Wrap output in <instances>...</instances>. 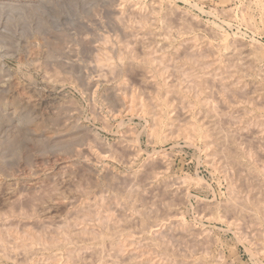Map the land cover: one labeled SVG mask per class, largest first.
<instances>
[{
	"label": "rangeland",
	"instance_id": "374dc122",
	"mask_svg": "<svg viewBox=\"0 0 264 264\" xmlns=\"http://www.w3.org/2000/svg\"><path fill=\"white\" fill-rule=\"evenodd\" d=\"M263 207L264 0H0V264H264Z\"/></svg>",
	"mask_w": 264,
	"mask_h": 264
},
{
	"label": "bare ground",
	"instance_id": "6f19581e",
	"mask_svg": "<svg viewBox=\"0 0 264 264\" xmlns=\"http://www.w3.org/2000/svg\"><path fill=\"white\" fill-rule=\"evenodd\" d=\"M184 1V0H183ZM188 1V0H187ZM168 2V1H167ZM193 3H196V2H193ZM165 4V3H164ZM169 4V3H168ZM129 7V6H128ZM146 7V6H145ZM152 7V6H151ZM166 7H168V6H166ZM200 7V6H199ZM245 8V7H244ZM87 9V8H86ZM127 10V9H126ZM153 10V9H152ZM172 10V9H171ZM201 10V9H200ZM121 11V10H120ZM117 12V11H116ZM126 12V11H125ZM132 12V11H131ZM138 12V11H137ZM180 12V11H179ZM204 12H205V10H204ZM113 13V12H112ZM130 13V12H129ZM133 13V12H132ZM174 13V12H173ZM183 13V12H182ZM117 14V13H116ZM137 14V13H136ZM147 14V13H146ZM75 15V14H74ZM78 15V14H77ZM119 15V14H118ZM158 15V14H157ZM185 15V14H184ZM190 15V14H189ZM188 15V16H189ZM121 16V15H120ZM167 16H168V14H167ZM194 16V15H193ZM176 17V16H175ZM121 18H122V16H121ZM127 18V17H126ZM134 19V18H133ZM137 19V18H136ZM172 19V18H171ZM176 19V18H175ZM97 20V19H96ZM123 20V19H122ZM165 20V19H164ZM173 20V19H172ZM114 21V20H113ZM128 21H129V19H128ZM190 21V20H189ZM78 22V21H77ZM120 22H121V20H120ZM133 23V22H132ZM138 23V22H137ZM186 23V22H185ZM152 24H153V22H152ZM188 24V23H187ZM249 24H251V23H249ZM118 25V24H117ZM129 25V24H128ZM127 25V26H128ZM136 25V24H135ZM181 25V24H180ZM198 25V24H197ZM203 25V24H202ZM120 26V25H119ZM141 26V25H140ZM168 26V25H167ZM250 26V25H249ZM251 27H252V25H251ZM147 28V27H146ZM182 28V27H181ZM188 28V27H187ZM91 29V28H90ZM171 29V28H170ZM92 30V29H91ZM131 30V29H130ZM132 31V30H131ZM162 31V30H161ZM85 32V31H84ZM146 32V31H145ZM156 34V33H155ZM159 34V33H158ZM135 35V34H134ZM161 36V35H160ZM131 37V36H130ZM129 38V37H128ZM137 38V37H136ZM127 39V38H126ZM134 39V38H133ZM191 39V38H190ZM240 39V38H239ZM193 40V39H192ZM257 40V39H256ZM141 41V40H140ZM151 41V40H150ZM239 41V40H238ZM241 41V40H240ZM122 42V41H121ZM130 42V41H129ZM259 42V41H258ZM133 43V42H132ZM138 43V42H137ZM140 43V42H139ZM146 43V42H145ZM150 43V42H149ZM246 43V42H245ZM244 43V44H245ZM62 44V43H61ZM165 44V43H164ZM190 44V43H189ZM208 44V43H207ZM128 45V44H127ZM132 45V44H131ZM146 45V44H145ZM167 45V44H166ZM181 45V44H180ZM130 46V45H129ZM188 46V45H187ZM108 47V46H107ZM113 47V46H112ZM135 47V46H134ZM126 48H128V46L126 47ZM187 48V47H186ZM220 48V47H219ZM55 49H56V47H55ZM58 49V48H57ZM87 49V48H86ZM189 49V48H188ZM217 49V48H216ZM102 50V49H101ZM120 50V49H119ZM204 50V49H203ZM193 51V50H192ZM192 51H190V52H192ZM187 52V51H186ZM188 52H189V50H188ZM128 53L130 54V52H129V50H128ZM147 53H149V52H147ZM152 53V52H151ZM175 53H177V52H175ZM183 53H185V52H183ZM194 53V52H193ZM34 54V53H33ZM190 54V53H189ZM192 54V53H191ZM38 55V54H37ZM179 55V54H178ZM200 55V54H199ZM208 55V54H207ZM186 57V56H185ZM117 59V58H116ZM128 59V58H127ZM147 59V58H146ZM122 60V59H121ZM130 60V59H129ZM93 61V60H92ZM102 61V60H101ZM100 61V62H101ZM150 61V60H149ZM194 61V60H193ZM205 61V60H204ZM207 61V60H206ZM140 62V61H139ZM190 62V61H189ZM195 62V61H194ZM107 63V62H106ZM126 63V62H125ZM128 63V62H127ZM207 63V62H206ZM247 63V62H246ZM252 63V62H251ZM110 64V63H109ZM202 64V63H201ZM205 64V63H204ZM216 64V63H215ZM170 65H172V64H170ZM183 65V64H182ZM110 66H111V64H110ZM129 66V65H128ZM166 66H168V65H166ZM232 66V65H231ZM213 67V66H212ZM95 68V67H94ZM111 68V67H110ZM129 68V67H128ZM134 68V67H133ZM175 68V67H174ZM180 68V67H179ZM210 68V67H209ZM254 68V67H253ZM112 69V68H111ZM180 69H182V68H180ZM225 69V68H224ZM107 70V69H106ZM114 70V69H113ZM117 70V69H116ZM52 71V70H51ZM103 71V70H102ZM119 71H121V70H119ZM114 72H115V70H114ZM185 73H186V70L184 71ZM226 72V71H225ZM108 73V72H107ZM161 73V72H160ZM184 73V74H185ZM215 73V72H214ZM213 73V74H214ZM132 74V73H131ZM54 75V74H53ZM98 75V74H97ZM173 75V74H172ZM224 76V75H223ZM135 77V76H134ZM58 78V77H57ZM138 78V77H137ZM174 78V77H173ZM54 79V78H53ZM173 80V79H172ZM211 81V80H210ZM59 82V81H58ZM56 83V82H55ZM187 83V82H186ZM142 84H143V82H142ZM201 84H202V82H201ZM219 84V83H218ZM212 85V84H211ZM33 86V85H32ZM127 86V85H126ZM144 86V85H143ZM219 86V85H218ZM245 86V85H244ZM253 86V85H252ZM59 87V86H58ZM125 87V86H124ZM130 87V86H129ZM142 87V86H141ZM194 87V86H193ZM144 88H145V86H144ZM150 88V87H149ZM33 89V88H32ZM55 89V88H54ZM59 89V88H58ZM61 89V88H60ZM44 90V89H43ZM252 90V89H251ZM24 91V90H23ZM52 91V90H51ZM55 91V90H54ZM129 91V90H128ZM216 91V90H215ZM214 91V92H215ZM220 91V90H219ZM228 91V90H227ZM234 92V91H233ZM235 93V92H234ZM145 94V93H144ZM196 94V93H195ZM64 95V94H63ZM194 95V94H193ZM212 95V94H211ZM214 95V94H213ZM28 96V95H27ZM195 96H197V95H195ZM209 97V96H208ZM213 97V96H212ZM32 98V97H31ZM214 98V97H213ZM229 99H230V97H229ZM39 100V99H38ZM54 100V99H53ZM71 100V99H70ZM181 100V99H180ZM254 100H256V99H254ZM42 102H44V101H42ZM217 102H219V101H217ZM260 102V101H259ZM128 103V102H127ZM221 103H222V101H221ZM204 105V104H203ZM32 106V105H31ZM218 106V105H217ZM153 108V107H152ZM228 108V107H227ZM127 109V108H126ZM178 109V108H177ZM224 109V108H223ZM33 110V109H32ZM199 111V110H198ZM217 113V112H216ZM242 113V112H241ZM241 113H239V114H241ZM207 114V113H206ZM243 114V113H242ZM47 115V114H46ZM138 115V114H137ZM143 115V114H142ZM183 115V114H182ZM210 115V114H209ZM215 116H216V114H214ZM218 115V114H217ZM212 117H213V115H212ZM227 117V116H226ZM169 118V117H168ZM179 118V117H178ZM221 117L219 116V118L218 119H220ZM157 119V118H156ZM225 119H227V118H225ZM232 119V118H231ZM173 120V119H172ZM120 121V120H119ZM161 121V120H160ZM159 121V122H160ZM223 121V120H222ZM166 122V121H165ZM185 122V121H184ZM220 122V121H219ZM216 123V122H215ZM232 123V122H231ZM255 123V122H254ZM161 124V123H160ZM212 124V123H211ZM250 124V123H249ZM213 125V124H212ZM215 125V124H214ZM182 126V125H181ZM220 126V129H221V126L222 125H219ZM162 127V126H161ZM169 128V127H168ZM213 128V127H212ZM195 132H199V131H201V128L200 127H194V128H192ZM223 129V128H222ZM218 130V129H217ZM233 130V129H232ZM237 130V129H236ZM252 130V129H251ZM139 132V131H138ZM150 132V131H149ZM224 132H225V130H224ZM245 132V131H244ZM253 133V132H252ZM226 134V133H225ZM224 134V135H225ZM248 134V133H247ZM246 134V135H247ZM238 135V134H237ZM137 136V135H136ZM169 136V135H168ZM233 136V135H232ZM243 136H244V134H243ZM250 136V135H249ZM224 137V136H223ZM225 137H226V135H225ZM246 137V136H245ZM248 137V136H247ZM256 137V136H255ZM127 138V137H126ZM172 138V137H171ZM132 139V138H131ZM251 139V138H250ZM127 140V139H126ZM138 140V139H137ZM238 140V139H237ZM212 141V140H211ZM121 142V141H120ZM137 142V141H136ZM239 142V141H238ZM194 144V143H193ZM218 145V144H217ZM225 145V144H224ZM192 146V145H191ZM222 146V145H221ZM220 146V147H221ZM248 146V145H247ZM231 147V146H230ZM229 147V148H230ZM199 148V147H198ZM223 148V147H222ZM219 148H217L216 150H218ZM132 152V151H131ZM216 152H219V151H216ZM222 152V151H221ZM223 153H225L226 154V152H223ZM110 155V154H109ZM229 157V156H228ZM221 158H222V156H221ZM219 159V158H218ZM161 160V159H160ZM230 161V160H229ZM224 162H225V160H224ZM237 162V161H236ZM236 162H233V163H236ZM238 163V162H237ZM161 165V164H160ZM237 165V164H236ZM238 165H240V164H238ZM228 166V165H227ZM229 167V166H228ZM235 167V166H234ZM239 167V166H238ZM244 167V166H243ZM263 167V166H262ZM240 169L242 168V167H239ZM239 168H238V170H239ZM150 170V169H149ZM246 170V169H245ZM259 170V169H258ZM223 171V170H222ZM229 171V170H228ZM145 172H146V170H145ZM243 172V171H242ZM240 174V173H239ZM149 176V175H148ZM143 177V176H142ZM242 178V177H241ZM256 178V177H255ZM137 179V178H136ZM154 179V178H153ZM242 179H245V178H242ZM250 179V178H249ZM128 180H129V178H128ZM232 181V180H231ZM157 182V181H156ZM242 182H244V180L242 181ZM147 183V182H146ZM229 183V182H228ZM233 184V183H232ZM259 184V183H258ZM165 185H167V184H165ZM259 186H261V185H259ZM126 187V186H125ZM131 187V186H130ZM134 187V186H133ZM85 189V188H84ZM157 189V188H156ZM155 190V189H154ZM49 191V190H48ZM161 191V190H160ZM50 192V191H49ZM48 192V193H49ZM136 192V191H135ZM41 193V192H40ZM132 193V192H131ZM231 193V192H230ZM235 193V192H234ZM254 193V192H253ZM84 194V193H83ZM141 194V193H140ZM181 194V193H180ZM233 194V193H232ZM29 195V194H28ZM49 195V194H48ZM47 195V196H48ZM169 195H171L170 193H169ZM235 195V194H234ZM30 196V195H29ZM32 196H33V194H32ZM148 196H149V194H148ZM162 196V195H161ZM102 197V196H101ZM164 197V196H163ZM139 198V197H138ZM177 198V197H176ZM241 198V197H240ZM17 199V198H16ZM40 199V198H39ZM93 199V198H92ZM129 199V198H128ZM162 199V198H161ZM168 199V198H167ZM180 199V198H179ZM238 199V198H237ZM46 200V199H45ZM74 200V199H73ZM87 200V199H86ZM115 200V199H114ZM174 200V199H173ZM258 200V199H257ZM12 201V200H11ZM16 201V200H15ZM18 201V200H17ZM34 201V200H33ZM85 201V200H84ZM246 201V200H245ZM27 202V201H26ZM32 202V201H31ZM111 202V201H110ZM237 202V201H236ZM17 203V202H16ZM35 203V202H34ZM86 203H88V201H86ZM86 203H85V205H86ZM175 203V202H174ZM18 204H22V203H18ZM40 204V203H39ZM153 204V203H152ZM231 204V203H230ZM234 204H235V202H234ZM261 204V203H260ZM28 205H30V203H28ZM90 205V204H89ZM93 205V204H92ZM110 205V204H109ZM201 205V204H200ZM231 205H233V204H231ZM236 205V204H235ZM36 206V205H35ZM79 206V205H78ZM87 206H88V204H87ZM237 206V205H236ZM11 207V206H10ZM92 207V206H91ZM113 207V206H112ZM129 207V206H128ZM231 207V206H230ZM26 208V207H25ZM25 208H24V210H25ZM87 208V207H86ZM89 208V207H88ZM149 208V207H148ZM163 208V207H162ZM161 208V209H162ZM223 208V207H222ZM237 208H240V207H237ZM264 208V207H263ZM85 208H83L82 210H79L80 212L81 211H83ZM105 209V208H104ZM232 209H233V207H232ZM257 209H259L260 210V206L258 207L257 206ZM9 210V209H8ZM71 210V209H70ZM86 210V209H85ZM89 210V209H88ZM92 210V209H91ZM98 210V209H97ZM172 210V209H171ZM236 210V209H235ZM240 210V209H239ZM241 210H242V208H241ZM10 211V210H9ZM31 211V210H30ZM78 211V213H80ZM90 211V210H89ZM103 211H106V209L105 210H103ZM111 211V210H110ZM116 211V210H115ZM133 211V210H132ZM136 211V210H135ZM156 211V210H155ZM238 211V210H237ZM87 212V211H86ZM85 212V213H86ZM94 212V211H93ZM138 212V211H137ZM18 213V212H17ZM31 214H32V212H30ZM77 213V212H76ZM103 213V212H102ZM108 213V212H107ZM146 213V212H145ZM18 214H20V213H18ZM87 214L88 213H86V216H87ZM96 214V213H95ZM151 214V213H150ZM243 214V213H242ZM21 215H23V214H21ZM81 215V214H80ZM97 215V214H96ZM96 215H94V216H96ZM107 215V214H106ZM126 215V214H125ZM130 215V214H129ZM258 215V214H257ZM77 216H78V214H77ZM85 216V217H86ZM89 216V215H88ZM91 216V215H90ZM98 216V215H97ZM109 216V215H108ZM153 216V215H152ZM68 217V216H67ZM82 217V216H81ZM80 217V218H81ZM156 217V216H155ZM229 217V216H228ZM17 218V217H16ZM77 218V217H76ZM79 218V219H80ZM90 218V217H89ZM92 218V217H91ZM102 218V217H101ZM104 218H106V217H104ZM132 218V217H131ZM152 218V217H151ZM179 218V217H178ZM83 219V217L81 218V220ZM95 219H96V217H95ZM98 219V218H97ZM145 219V218H144ZM23 220V219H22ZM28 220V219H27ZM86 220V219H85ZM87 220H88V218H87ZM141 220V219H140ZM143 220V219H142ZM155 220V219H154ZM20 221V220H19ZM25 221V220H24ZM33 221V220H32ZM102 221H103V219H102ZM117 221V220H116ZM124 221V220H123ZM91 222V221H90ZM126 222V221H125ZM144 222V221H143ZM254 222V221H253ZM33 223V222H32ZM65 223V222H64ZM77 223V222H76ZM6 224H7V222H6ZM28 224V223H27ZM27 224H26V226H27ZM72 224V223H71ZM70 224V225H71ZM78 224H80V223H78ZM109 224V223H108ZM2 225V224H1ZM18 225V224H17ZM38 224H36L35 226H37ZM40 225V224H39ZM43 225H45V224H42L41 226H43ZM54 225V224H53ZM76 224L74 223V226H75ZM134 225V224H133ZM4 226H5V224H4ZM8 226V225H7ZM11 226V225H10ZM13 226V225H12ZM68 226H69V224H68ZM116 226V225H115ZM33 227H34V225H33ZM46 227V226H45ZM73 227V224H72V226H71V228ZM128 227V226H127ZM155 227V226H154ZM10 228V227H9ZM12 228V227H11ZM90 228V227H89ZM88 228V230H90ZM117 228V227H116ZM129 228V227H128ZM138 228V227H137ZM186 228V227H185ZM7 230H8V228H6ZM75 229H76V227H75ZM83 230H84V228H82ZM96 229V228H95ZM112 229V228H111ZM187 229V228H186ZM185 229V230H186ZM193 229V228H192ZM2 230V229H1ZM19 230V229H18ZM18 230H17V232H18ZM31 230V229H30ZM38 230V229H37ZM184 230V231H185ZM244 230V229H243ZM23 231V230H22ZM56 231V230H55ZM68 231V230H67ZM82 231V230H81ZM114 230H112L111 232H113ZM123 231V230H122ZM138 231V230H137ZM197 231V230H196ZM103 232V231H102ZM144 232H145V230H144ZM11 233V232H10ZM9 232H8V234H10ZM38 232L36 231L35 233H33V234H37ZM67 233V232H66ZM79 233V232H78ZM77 233V234H78ZM92 233H94V232H92ZM91 233V234H92ZM114 233H115V231H114ZM168 233V232H167ZM14 234H18V233H14ZM32 234V233H31ZM30 234V235H31ZM43 234V233H42ZM51 234V233H50ZM61 234V233H60ZM68 234V233H67ZM99 234V233H98ZM102 234V233H101ZM153 234V233H152ZM156 234V233H155ZM154 234V235H155ZM3 235H4V232H3ZM5 235H7V234H5ZM39 235V234H38ZM52 235H53V233H52ZM62 235V234H61ZM82 235V234H81ZM86 235V234H85ZM126 235V234H125ZM128 235V234H127ZM178 235V234H177ZM10 236V235H9ZM40 236V235H39ZM38 236V237H39ZM65 236H67V235H65ZM99 236H100V234H99ZM135 236V235H134ZM162 236V235H161ZM184 236V235H183ZM7 237V236H6ZM52 237V236H51ZM50 237V238H51ZM68 237V236H67ZM70 237V236H69ZM83 237V236H82ZM94 237V236H93ZM119 237V236H118ZM127 237V236H126ZM129 237V236H128ZM14 237L12 236V238H10V239H13ZM16 238V237H15ZM33 238V237H32ZM31 238V239H32ZM43 238H44V236H43ZM53 238V237H52ZM55 238H56V235H55ZM72 239H75L74 237H71ZM103 238V237H102ZM149 238V237H148ZM26 239V238H25ZM41 239V238H40ZM57 239H60L59 237L57 238ZM78 239H80V238H78ZM82 239H84V238H82ZM85 239H86V237H85ZM163 239V238H162ZM183 239V238H182ZM9 240V239H8ZM56 240V239H55ZM63 240H65V239H63ZM67 240L69 241L70 240V238L68 239L67 238ZM87 240V239H86ZM139 240H140V238H139ZM146 240V239H145ZM155 240V239H154ZM192 240V239H191ZM212 240H213V238H212ZM0 241H1V239H0ZM18 241V240H17ZM37 241H39V239L37 240ZM76 241V240H75ZM45 242V241H44ZM49 242L51 243V241L49 240ZM64 242V241H63ZM66 242V241H65ZM64 242V243H65ZM240 242V241H239ZM39 243V242H38ZM53 243V242H52ZM58 243V242H57ZM125 243V242H124ZM141 243H143V242H141ZM194 243V242H193ZM8 244V243H7ZM6 244V245H7ZM21 244V243H20ZM25 244V243H24ZM26 244H28V243H26ZM46 244V243H45ZM55 244H56V242H55ZM72 244H74L73 242H72ZM116 244H118V243H116ZM121 244V243H120ZM136 244V243H135ZM162 244V243H161ZM167 244V243H166ZM196 244V243H195ZM199 244V243H198ZM59 245V244H58ZM67 244H65V246H66ZM106 245H108V244H106ZM119 245V244H118ZM131 245V244H130ZM163 245V244H162ZM0 246L2 247V245H1V243H0ZM4 246V245H3ZM29 248L31 247V245H27ZM63 246V245H62ZM77 246V245H76ZM86 246V245H85ZM97 246V245H96ZM109 246V245H108ZM141 246H143V245H141ZM194 246V245H193ZM5 247V246H4ZM15 247H17V246H15ZM28 247H27V249H28ZM42 247V246H41ZM122 247H123V243H122ZM135 247V246H134ZM6 248V247H5ZM12 248V247H11ZM32 248H33V246H32ZM37 248V247H36ZM40 248V247H39ZM88 248V247H87ZM94 248V247H93ZM112 248V247H111ZM114 249H115V247H113ZM163 248V247H162ZM180 248V247H179ZM247 248V247H246ZM249 248V247H248ZM76 249V248H75ZM79 249V248H78ZM97 249V248H96ZM119 249L121 250L122 248L120 247V245H119ZM0 250H2L1 248H0ZM24 250V249H23ZM30 249H28V251H29ZM38 250V249H37ZM48 250V249H47ZM59 250V249H58ZM58 250H56V251H58ZM84 250V249H83ZM86 250V249H85ZM94 250V249H93ZM98 250V249H97ZM96 250V251H97ZM100 250V249H99ZM98 250V251H99ZM116 250V249H115ZM123 250V249H122ZM126 250V249H125ZM150 250V249H149ZM148 250V251H149ZM66 251V250H65ZM74 251V250H73ZM97 251V252H98ZM111 251V250H110ZM118 250H116V252H117ZM130 251V250H129ZM133 251V250H132ZM10 252V251H9ZM21 252H22V250H21ZM24 252V251H23ZM30 252H32V251H30ZM86 252V251H85ZM104 252V251H103ZM123 252V251H122ZM131 252V251H130ZM134 252V251H133ZM138 252V251H137ZM140 252V251H139ZM142 252V251H141ZM3 253V252H2ZM19 253V252H18ZM67 253H69V250H68V252ZM77 253V252H76ZM87 253V252H86ZM101 253H102V251H101ZM109 253V252H108ZM112 253V252H111ZM115 253V252H114ZM114 253H112V254H114ZM117 253H121V252H117ZM127 253V252H126ZM5 254H7V252L5 253ZM13 254H15V253H13ZM22 254V253H21ZM32 254V253H31ZM78 254V253H77ZM97 254H99V253H97ZM106 254V253H105ZM125 254V253H124ZM123 254V256H125ZM130 254V253H129ZM131 254H132V252H131ZM130 254V255H131ZM138 254V253H137ZM10 255V254H9ZM11 255H12V253H11ZM19 255V254H18ZM29 255H30V253H29ZM33 255V254H32ZM31 255V256H32ZM41 255V254H40ZM49 255V254H48ZM102 255V254H101ZM104 255V254H103ZM101 256V258L103 257V258H105V256ZM107 255V254H106ZM110 255V254H109ZM108 255V256H109ZM142 255V254H141ZM7 256V255H6ZM54 256V255H53ZM56 256V255H55ZM74 256V255H73ZM89 256V255H88ZM112 256V255H111ZM119 256V255H118ZM122 256V257H123ZM127 256V255H126ZM254 256V255H253ZM8 257V256H7ZM51 257V256H50ZM71 258H72V256H70ZM86 257V256H85ZM84 257V258H85ZM98 257V256H97ZM114 257H115V255H114ZM113 257V258H114ZM121 257V258H122ZM251 257V256H250ZM8 258H10V257H8ZM14 258V257H13ZM12 258V259H13ZM21 258V257H20ZM23 258V257H22ZM21 258V259H22ZM29 258H31V257H29ZM119 258H120V256H119ZM118 258V259H119ZM120 258V259H121ZM124 258V257H123ZM128 258H129V256H128ZM130 258H131V263L130 264H143V263H145V261L143 262V259L140 257V256H130ZM140 258V259H139ZM165 258V257H164ZM56 259V258H55ZM59 259V258H58ZM67 259V258H66ZM72 259H74V258H72ZM149 259V258H148ZM18 260V259H17ZM23 260H24V258H23ZM29 260V259H28ZM37 260V259H36ZM84 260V259H83ZM110 260H113V259H110ZM129 260V259H128ZM31 261H32V259H31ZM39 261H41V260H39ZM57 261V260H56ZM60 261V260H59ZM58 261V262H59ZM67 261V260H66ZM90 261V260H89ZM89 261H88V263H89ZM97 261V260H96ZM104 261V260H103ZM106 261V260H105ZM104 261V262H105ZM108 261V260H107ZM106 261V262H107ZM261 261V260H260ZM95 262V261H94ZM98 262L100 263V261L98 260ZM109 262V261H108ZM113 262V261H112ZM120 262H123V261H121L120 260ZM130 262V261H129ZM129 262L127 263V264H129ZM163 262V261H162ZM88 263H86V264H88ZM98 263V264H99ZM102 263V262H101ZM31 264V263H30ZM33 264V263H32ZM94 264V263H93ZM125 264V263H124Z\"/></svg>",
	"mask_w": 264,
	"mask_h": 264
}]
</instances>
